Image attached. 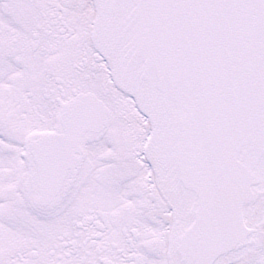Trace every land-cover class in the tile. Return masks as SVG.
<instances>
[{"label": "snow or ice", "instance_id": "1", "mask_svg": "<svg viewBox=\"0 0 264 264\" xmlns=\"http://www.w3.org/2000/svg\"><path fill=\"white\" fill-rule=\"evenodd\" d=\"M0 264H264V0H0Z\"/></svg>", "mask_w": 264, "mask_h": 264}]
</instances>
